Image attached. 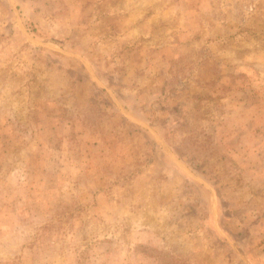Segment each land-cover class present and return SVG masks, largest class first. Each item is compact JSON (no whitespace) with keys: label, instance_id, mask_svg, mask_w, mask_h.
<instances>
[{"label":"rangeland","instance_id":"1","mask_svg":"<svg viewBox=\"0 0 264 264\" xmlns=\"http://www.w3.org/2000/svg\"><path fill=\"white\" fill-rule=\"evenodd\" d=\"M0 264H264V0H0Z\"/></svg>","mask_w":264,"mask_h":264}]
</instances>
